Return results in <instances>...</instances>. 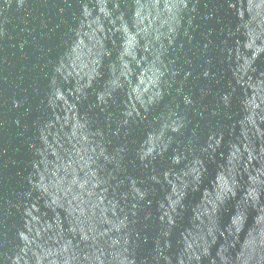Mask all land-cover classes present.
I'll return each mask as SVG.
<instances>
[{"label":"water","instance_id":"1","mask_svg":"<svg viewBox=\"0 0 264 264\" xmlns=\"http://www.w3.org/2000/svg\"><path fill=\"white\" fill-rule=\"evenodd\" d=\"M0 264H264V0H0Z\"/></svg>","mask_w":264,"mask_h":264}]
</instances>
